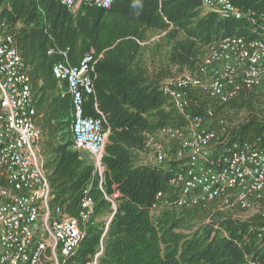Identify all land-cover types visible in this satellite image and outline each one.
<instances>
[{"label":"trees","instance_id":"obj_1","mask_svg":"<svg viewBox=\"0 0 264 264\" xmlns=\"http://www.w3.org/2000/svg\"><path fill=\"white\" fill-rule=\"evenodd\" d=\"M228 1L240 19L205 11L201 0H113L109 8L81 6L76 13L57 0H0V32L13 37L30 80L51 215L79 218L82 200L93 202L89 220L80 222L77 250L60 264H87L100 248L98 264L264 262V216L239 218L237 208L221 210L217 201L168 206L179 192L169 180L185 160L157 166L142 157L153 154L162 129L188 125L162 93L165 80L196 74L225 38L264 37V0ZM88 52L94 54L93 94L85 115H102L108 132L103 190L114 207L98 188L90 159L73 148L71 96L52 74L62 53L76 66ZM191 95L192 114L212 112L206 128H225L212 144L209 166L243 143L264 148L263 90H242L223 104L200 89Z\"/></svg>","mask_w":264,"mask_h":264},{"label":"built area","instance_id":"obj_2","mask_svg":"<svg viewBox=\"0 0 264 264\" xmlns=\"http://www.w3.org/2000/svg\"><path fill=\"white\" fill-rule=\"evenodd\" d=\"M57 1L72 13L81 6L109 8L113 2ZM201 5L223 19L241 17L240 10L228 0H201ZM62 56L63 60L52 67V74L66 82L71 96L73 148L79 158L83 152L89 155L98 188L114 207L113 199L103 190L108 132L103 129L102 115H85L84 109L86 99L93 94L94 54L86 53L76 66L69 63L65 53ZM195 89L221 104L242 90L264 91V37L250 41L225 38L210 51L196 74L184 73L162 83V93L186 116L188 125L185 129H162L159 135L175 146L174 153L171 147L155 144L151 161L161 166L172 158L185 160L182 170L169 180L179 192L168 206L192 208L217 201L221 210L237 208L240 213L253 211L264 216V148L243 143L220 159L217 167L209 166L212 144L225 128L218 132L205 127V119L212 116L210 109L206 118L189 111ZM92 107L98 110L96 103ZM34 115L30 80L13 37L0 32V264H60V258L70 257L77 250L83 237L80 222L86 223L92 212L93 202L84 198L79 218L52 217L51 189L40 150L42 134ZM259 233L264 234V227ZM100 253L101 248L87 264H98Z\"/></svg>","mask_w":264,"mask_h":264},{"label":"rangeland","instance_id":"obj_3","mask_svg":"<svg viewBox=\"0 0 264 264\" xmlns=\"http://www.w3.org/2000/svg\"><path fill=\"white\" fill-rule=\"evenodd\" d=\"M159 140H160V143H162L166 148H170L172 147V145L166 140V139H163L162 136L159 137ZM83 157H85V159H89V155L85 152H83ZM143 157V161L147 162V161H152V157H153V154H152V151L150 152V154L148 155V157H145V156H142ZM254 212H245V213H240L238 215H240L242 218H246L248 216H251L253 215Z\"/></svg>","mask_w":264,"mask_h":264}]
</instances>
